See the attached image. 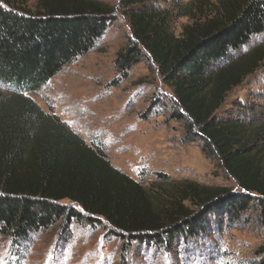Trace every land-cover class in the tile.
Returning <instances> with one entry per match:
<instances>
[{
    "label": "trees",
    "instance_id": "obj_1",
    "mask_svg": "<svg viewBox=\"0 0 264 264\" xmlns=\"http://www.w3.org/2000/svg\"><path fill=\"white\" fill-rule=\"evenodd\" d=\"M154 1L121 0L131 37L116 71L127 79L138 63L154 64L173 89L162 107L184 124L187 143L220 158L239 192L190 181L148 189L29 97L96 47L116 6L38 0L32 9L0 0V235L21 242L59 222L101 221L129 242L170 251L202 236L212 219H239L253 206L264 223V122L216 117L264 63V44L228 61L264 34V0H191L173 11ZM181 17L191 23L176 36ZM256 257L248 264H264V244Z\"/></svg>",
    "mask_w": 264,
    "mask_h": 264
},
{
    "label": "rangeland",
    "instance_id": "obj_2",
    "mask_svg": "<svg viewBox=\"0 0 264 264\" xmlns=\"http://www.w3.org/2000/svg\"><path fill=\"white\" fill-rule=\"evenodd\" d=\"M25 1L32 9L38 3V0ZM100 1L116 6L117 14L96 47L66 66L40 92L28 94L29 97L66 122L88 144L101 146L115 168L148 189H158V184L170 189L174 183L190 181L239 192L220 158L206 156L200 143H187L184 124L173 120L170 110L162 107L173 89L164 83L154 64L138 63L127 79L116 71L117 54L131 37L128 9L121 0ZM190 1L155 0L151 5L158 10L173 11L178 2ZM189 23L187 17L174 19L175 35L180 36ZM263 44L264 34L256 36L240 51L230 54L228 61ZM216 117L264 122V63L229 93ZM259 215L260 210L253 206L239 219H212V226L202 236L170 251L129 242L101 221L72 222L68 226L59 222L44 232L32 234L27 241L14 242L0 235V261L2 264H248L257 258V251L264 244V223Z\"/></svg>",
    "mask_w": 264,
    "mask_h": 264
},
{
    "label": "snow or ice",
    "instance_id": "obj_3",
    "mask_svg": "<svg viewBox=\"0 0 264 264\" xmlns=\"http://www.w3.org/2000/svg\"><path fill=\"white\" fill-rule=\"evenodd\" d=\"M0 264H2V261H0Z\"/></svg>",
    "mask_w": 264,
    "mask_h": 264
}]
</instances>
